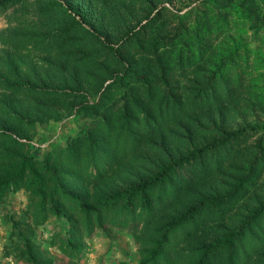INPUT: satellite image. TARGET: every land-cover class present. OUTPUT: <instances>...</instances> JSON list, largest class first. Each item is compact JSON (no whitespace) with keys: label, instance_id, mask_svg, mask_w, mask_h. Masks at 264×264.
Returning <instances> with one entry per match:
<instances>
[{"label":"trees","instance_id":"16d2710c","mask_svg":"<svg viewBox=\"0 0 264 264\" xmlns=\"http://www.w3.org/2000/svg\"><path fill=\"white\" fill-rule=\"evenodd\" d=\"M1 256L81 264L130 234L135 264H264L260 0H0ZM84 125L33 151L37 125ZM25 195L19 212L5 197ZM52 217L46 246L34 227ZM58 225V226H57ZM120 263H123L121 260Z\"/></svg>","mask_w":264,"mask_h":264},{"label":"rangeland","instance_id":"374dc122","mask_svg":"<svg viewBox=\"0 0 264 264\" xmlns=\"http://www.w3.org/2000/svg\"><path fill=\"white\" fill-rule=\"evenodd\" d=\"M196 0H161V3L172 10L184 9L187 4H192ZM11 7L0 10V29L6 27L11 16ZM9 45L0 43V52L9 50ZM85 118L71 114L60 120H50L47 123L37 125V133L32 138L33 151L39 154L46 147L61 141L67 134L84 125ZM4 211L19 212L23 207L25 195L20 188L13 193H9L5 199ZM52 217L48 218L42 225L34 227L35 233L44 241L49 255L55 258H62L58 250L46 246L48 236L57 227L54 226ZM58 226V225H57ZM8 231V223L3 218L0 211V252L1 245ZM135 244L130 234L124 233L114 227L108 226L104 230L96 229L92 236L85 241V254L80 260L81 264H135L136 253ZM121 260L123 263H120ZM112 262V263H110ZM0 264H13L9 257L1 256Z\"/></svg>","mask_w":264,"mask_h":264},{"label":"crops","instance_id":"0c3cea01","mask_svg":"<svg viewBox=\"0 0 264 264\" xmlns=\"http://www.w3.org/2000/svg\"><path fill=\"white\" fill-rule=\"evenodd\" d=\"M262 2V4L264 5V0H260ZM259 37H261V39H264V27L263 29L259 32ZM112 263V262H110Z\"/></svg>","mask_w":264,"mask_h":264}]
</instances>
